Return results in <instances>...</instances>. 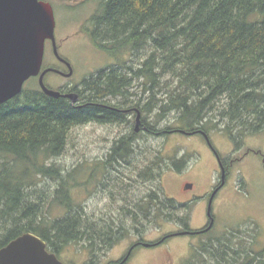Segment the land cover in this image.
Listing matches in <instances>:
<instances>
[{"label": "trees", "instance_id": "trees-1", "mask_svg": "<svg viewBox=\"0 0 264 264\" xmlns=\"http://www.w3.org/2000/svg\"><path fill=\"white\" fill-rule=\"evenodd\" d=\"M101 7L92 36L99 39V47L146 58L92 75L85 82L91 96L120 98L123 104L135 95L130 93L133 80L143 79L137 102L144 101L142 112L155 113L154 127L146 124L152 132L221 131L240 149L248 135L264 130V0H103ZM117 114L90 104L77 107L48 96L41 87L24 89L0 104V248L33 232L57 254L77 243L95 258L131 234L144 242V233L155 223L192 229V205L168 195L161 184L166 169L186 166L187 154L177 158L159 150L151 158L148 153L137 177L157 181V186L138 196H119L116 212L99 217L83 203L75 204L71 176L48 164L65 150L74 125L122 120ZM133 136L121 137L103 162L89 167L88 177L93 174L105 186L116 162H133ZM46 175L59 182L50 206L58 201L64 205L62 216L45 212L49 193L38 185ZM232 231L203 240L184 264H264V254L244 250L246 240ZM175 235L170 232L153 245Z\"/></svg>", "mask_w": 264, "mask_h": 264}, {"label": "rangeland", "instance_id": "rangeland-1", "mask_svg": "<svg viewBox=\"0 0 264 264\" xmlns=\"http://www.w3.org/2000/svg\"><path fill=\"white\" fill-rule=\"evenodd\" d=\"M45 1L50 2L54 8L55 33L56 39L61 44L60 53L67 57L75 70V77L72 79H63L56 73H49L46 77L47 84L53 85L55 89L70 80L75 84L76 79L90 78L93 75V69L118 62L108 55L109 52L106 51L108 53L106 54L99 50L91 38L96 31L94 16L101 12L103 0ZM51 52L53 49L50 42L45 51V59L48 63L52 62ZM145 58L146 56L142 55L132 57L131 52L126 54L128 64H132V60L139 64ZM143 82V79L133 80L130 93L138 96L129 97L134 102L128 105L140 108L144 105V101L137 102L142 97ZM39 87L38 78L31 77L25 83L27 90H36ZM108 100L116 102V100ZM154 118H157L155 113L143 112L144 125L147 129H141L139 134L134 131L135 113L128 115L127 121L126 119L114 122L94 120L71 128L65 150L57 157L48 160V164L58 166L65 176H71L70 190L75 204L83 203L89 212H95L98 217L109 212H116L117 208L114 207L118 205L119 196L127 197L129 194L138 196L147 188L157 186V181L148 182L147 180L150 179L137 177L138 169L146 166L148 153L151 158L159 150H163L167 156L177 158L187 154L189 160L186 166L182 170L173 169L174 167L166 169L162 175L161 184L164 191L177 201H193L190 203L193 207L192 229L181 230V226L175 222L161 226L158 223L150 225L149 230L144 233V242L152 245L138 246L125 264H184L186 259L194 253L195 247H199L203 240L222 235L230 229L239 236V239L258 240L259 244L256 248L261 249L264 246V130L248 135L239 149L229 135L221 131L210 132L209 138L201 133H170L167 136L157 134L149 129L154 127L152 123ZM159 125L158 129H162L163 123ZM127 135H134L133 162L132 160L130 163L122 161V166H118L120 162H116L117 168L112 167V180L105 186L102 183L98 184L93 174L92 177H88L91 171L89 167L103 162L110 154L113 145ZM241 156L240 160H235V163L230 165L227 183L213 203L212 211L215 216L213 229L208 233L195 235L194 233L204 229L210 222L207 214L208 194L215 185H218L222 174L218 158H222L224 162H230ZM179 167H182V162ZM40 179L38 187H45L49 193V197L46 198L45 212L52 217L62 216L66 212L64 205L58 201L50 206L52 192L59 182L51 175L42 176ZM112 182L119 184L113 186ZM190 183L194 184L193 188L186 190V185ZM170 232H175L176 235L161 244L153 245V242ZM140 240L141 236L128 235L109 251L99 252L95 258L82 244L72 243L62 249L58 257L69 264H109L123 259L130 247Z\"/></svg>", "mask_w": 264, "mask_h": 264}, {"label": "water", "instance_id": "water-1", "mask_svg": "<svg viewBox=\"0 0 264 264\" xmlns=\"http://www.w3.org/2000/svg\"><path fill=\"white\" fill-rule=\"evenodd\" d=\"M55 29V12L50 2L0 0V104L20 95L25 83L36 76H40V86L48 96L58 98L62 95L60 91L49 88L44 79L48 72L56 69L42 70L48 39L53 42L54 50L60 56ZM69 96L73 103L78 102L77 93L69 94ZM141 117L142 113L138 111L136 131H139L142 125ZM181 131L187 134L195 133ZM191 186V184L188 185V187ZM213 224L212 219L211 224L204 231L210 230ZM142 244L146 247L152 245L149 242H142ZM0 264L66 263L60 260L55 252L48 249L45 239L33 232H25L0 248Z\"/></svg>", "mask_w": 264, "mask_h": 264}, {"label": "flooded vegetation", "instance_id": "flooded-vegetation-1", "mask_svg": "<svg viewBox=\"0 0 264 264\" xmlns=\"http://www.w3.org/2000/svg\"><path fill=\"white\" fill-rule=\"evenodd\" d=\"M81 1H84V0H81ZM93 40V42H95V46L101 50L102 52L108 54L106 52V50H104V48H100L99 47V42H98V38H93L91 37ZM51 42L52 44V49H53V52H51V63H48L46 61V59H44V63H43V67H42V70L46 69V68H54L56 70H53V71H50L48 72L44 79H45V83H46V77L49 73H56L58 74L60 77H62L63 79H72L75 77V70H74V66L72 65V63L67 59V57L63 56L62 53H60V43L58 42L57 40V45H58V52L60 54V56H58L54 50V45H53V42L48 39L47 42H46V47H47V44H49ZM119 49V48H118ZM130 52L129 50H123V49H119L118 52H112V53H109L108 55H111L113 57V59H116V61L118 60V62L116 64H112V65H107L105 67L106 64H104L103 66H101L100 68H96V69H93L92 70V74L93 75H97V73H99L100 71H103V70H110V68L112 67H123V66H129L127 60H126V54ZM123 63L124 64H120V63ZM126 64V65H125ZM123 65V66H122ZM124 69V68H122ZM97 70V71H96ZM96 72V73H95ZM35 78H40V76H36L34 77ZM89 79V77H85L83 78L82 80H78L76 79L75 81V84H73L72 82H67L66 84L64 85H61L60 87H58L57 89H55L54 87H52L53 85H50V84H47L46 85L51 88V89H54V90H58L61 92V96L58 97V98H62V99H67V100H70L72 102V98L69 96V94H72V93H77L78 94V102L77 103H73L75 106L77 107H83L85 106L86 104H90L94 107H99L101 109H111V110H114L115 112H117L118 116L122 118V120H125L127 121L128 119V115H133L135 113V127H134V131L139 134L141 132V129H147L146 126L144 125V120H143V112L141 110L140 107H132L130 105H128V103H130V101H132V99H129V97H127L123 102V104H120V98L117 100V99H112L111 97H94V96H91L89 95V91H88V88L90 86H87L85 84L86 80ZM94 84H92L93 86ZM91 86V88H92ZM95 86V85H94ZM95 99V100H94ZM108 99H112L113 101L116 100V102H111L109 101ZM98 100V101H97ZM138 111H141L142 113V125L140 127V130L139 131H136V119H137V116H138ZM118 121H121L118 120ZM203 134V133H201ZM205 135L206 137H208L207 134H203ZM209 138V137H208ZM115 147V144L113 145L112 147V150L111 152L113 151ZM110 152V153H111ZM247 152H250V151H247ZM219 157V155H218ZM242 158L241 157H237V158H234L232 160H230V162H227V161H223L222 158H218L219 160V167L221 169V180L219 181L218 185H215L213 187V189L209 192L208 194V203H207V214L208 216L210 217V222L208 225H206V227L204 229H201L199 231H202V232H196L195 235H201V234H205V233H208L210 232L213 227L210 229V230H207V231H204L212 222V219H213V222L215 224V216L213 214V203L216 199V197L218 196V194L224 189L225 185H226V178L228 177V173H229V170H230V165L232 166L234 163H235V160H240ZM122 164H119L118 166H121ZM225 174V176L223 177V175ZM191 184V183H190ZM188 185V184H187ZM186 185L185 189L188 190V189H191L193 188L194 184H191L192 186L191 187H188ZM183 203H193V201H187V202H183ZM211 205V212L209 213V207ZM243 244H245V247H244V250H247L248 252H252L254 255H259V254H264V246L261 247V249L259 248H256V246L259 244V241L258 240H250V241H244ZM138 246H144L142 244V242H135L129 249V251L127 252L126 256L123 257V259H121L120 261H117V262H110L109 264H125L129 261L132 253L134 252V250L138 247ZM243 250V251H244ZM65 263V262H64ZM66 264H69V263H66Z\"/></svg>", "mask_w": 264, "mask_h": 264}]
</instances>
